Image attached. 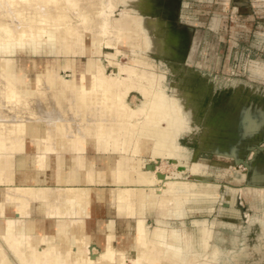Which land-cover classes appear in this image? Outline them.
I'll use <instances>...</instances> for the list:
<instances>
[{"label":"bare ground","instance_id":"bare-ground-1","mask_svg":"<svg viewBox=\"0 0 264 264\" xmlns=\"http://www.w3.org/2000/svg\"><path fill=\"white\" fill-rule=\"evenodd\" d=\"M56 1L59 0H0V185L6 186L0 187V217L4 218L0 233V264H124L127 258L133 264H214L219 253L215 246L209 259L204 256L201 260L193 255L195 250L204 247L201 236L210 237L214 224L221 223V220L214 218L209 226H206L205 219L193 221L196 228L198 226L190 239L193 241V246H190L193 255L186 257L180 244L169 242L171 236L180 238L181 233L174 229L166 232L163 217L158 219L156 226L151 227L146 222L145 213L159 209L168 216L183 219L193 207L200 211L210 208L213 196L220 195L222 184L209 182L206 176L219 169L222 171V167L230 168L233 158L226 155L235 148L236 128L241 125L240 117L243 114L238 110L241 108L238 107L237 113L225 111L215 114L205 122L200 137L201 148L213 151L214 156L211 159L199 157L191 165L194 176L203 181L199 186L193 182L179 181L170 175L166 180L159 179L156 168L152 170L144 166L142 156L146 153L154 158L187 156L186 148L180 144L179 138L182 132L187 131L191 137L197 129L195 120L200 91L175 86L168 90L162 85V72L128 66L114 58V53L120 55L121 50L116 46L119 41L132 47L136 62L140 65L148 52L154 53L163 62L166 58L183 54L179 48L181 37L172 28L160 27L162 21L157 17L155 0H100L102 8L98 9L94 0L86 2L80 13L84 22L82 26H70L64 10L57 12L47 6L27 11L18 7L20 2L50 5ZM67 1L76 6L82 3V0H65L63 4ZM120 2L123 11L112 17L115 6ZM95 16L101 17V20ZM99 24L101 28L95 33L94 26ZM111 27L117 28L118 40L115 42L103 37ZM90 30L91 52L99 53V45L103 43L116 48L109 60L114 66V73L105 71L98 56L89 55L78 79L75 77L79 66L75 55L86 51L85 31ZM27 45L29 50L26 49ZM19 53L29 55L26 69L21 64L23 60L18 63ZM32 54L39 55V58L35 60ZM44 54L45 61L40 58ZM59 54L65 56L63 60L60 59V64ZM62 67L71 68L73 77L65 78L59 70ZM31 70L35 71L34 86L28 78ZM87 72L90 73L89 83ZM143 79L150 82L148 86L144 85ZM133 90L140 91L143 96L137 106H131L126 99L127 93ZM6 99L16 104L24 100V111L30 105L27 116L43 119L47 134H41L44 127L37 123L28 125V117L25 119L23 115L26 112L17 109L19 104L16 108V104L12 103L16 112L11 109L15 113H7ZM35 101L38 104L34 105ZM31 102H34L33 107ZM88 103L101 107L88 108ZM3 104L6 105V111ZM21 104L20 109L24 105ZM74 105L82 106V114L88 115L90 119L83 128L77 127L79 129L70 134V129L66 128L62 120L65 114L70 117L79 112ZM137 112L144 114V118L138 119L136 126L131 128L127 120H132ZM109 131L112 134H108ZM115 134L123 138L124 150L129 154H121L120 146L115 150L119 154L116 159L110 155H102V158L98 156L95 158L97 166L84 170L88 138L92 139L98 150H105L112 144L109 137H115ZM219 134V140L215 141V135L217 137ZM104 137L109 139L104 140ZM65 150L73 153L70 166L64 165ZM30 151L35 152L34 160L41 168L49 153H57V166L41 171L27 166ZM14 153L25 154L18 158L23 167L21 171H13ZM235 176L237 181L242 180L245 173L238 172ZM40 178L56 181L59 185L31 183ZM83 181L114 182L115 186L109 194L111 201L119 214L126 212L137 215L134 228L128 231L124 223L118 228V224L109 219L102 239L103 229L97 226L93 216L94 211L98 213L107 207L109 200L104 191L92 190L90 185L81 186ZM73 182L78 185L65 186ZM223 188L220 197L224 204L233 203L240 197L252 196L251 206L254 207V212L245 214L247 221L241 227L242 235L232 236L234 249L248 252L249 245L245 239L253 223L260 225L253 246L260 247L264 243V207H257L256 203L264 196V187L247 185L234 188L224 185ZM62 199L69 206L62 205L59 202ZM34 200L48 203L45 216L48 220L40 222L31 216L30 204ZM8 201L13 202V216L5 214ZM223 208L232 216L240 214V210L231 205ZM228 221V225L235 226V221ZM92 245L98 247L95 254L92 253Z\"/></svg>","mask_w":264,"mask_h":264},{"label":"rangeland","instance_id":"rangeland-1","mask_svg":"<svg viewBox=\"0 0 264 264\" xmlns=\"http://www.w3.org/2000/svg\"><path fill=\"white\" fill-rule=\"evenodd\" d=\"M89 1H93V0H82V3L78 6L73 5L70 1H67L66 4H63L65 0L56 1L54 3H51L50 5H46V4L38 5L35 3L31 4L27 2H20V4H18V7H21L27 11L34 9L35 7L44 9L47 6L55 9V11L57 12L64 10L68 15L67 17L68 19H66V21L69 22L70 26L71 25L82 26L84 22L80 16V13L83 10L82 8L86 4V2L89 3ZM94 2L97 5L96 9L101 7L102 3L100 2V0H94ZM155 2L156 4H154L155 5L154 8L157 11L156 13L157 17L162 21L161 22L162 25L160 27L174 29V31H176L179 34V37H189V41L183 42L184 45H182L179 48L193 50L194 54L192 58H190L189 62L191 63L194 62L195 64H197V66L201 65L202 67L203 73H199V74L195 73L194 76L191 78V81L205 83L206 92H207V96H205V103H208L209 101L214 103L215 101L217 102L220 100V98L223 97H225V99L229 101V99L233 97L235 92L238 90L239 86L242 87L241 89L243 93L246 92L247 90L250 92L251 88H253L254 91L256 90L258 91V89H263L264 91V76L257 77L256 75V74L264 73V60L258 59L260 57L264 58V0H155ZM122 11H123V7L120 2L115 6L111 16L114 17L115 14H120ZM97 18L99 21L101 20V17H97ZM100 28H101L100 24L95 25L94 26V31H96L95 33H97L100 30ZM103 37L106 39H110L114 42L117 41L118 40L117 28L111 27L109 31L103 35ZM91 38H92V31L91 30L85 31L86 51L75 55L77 59V65H79L77 68L78 70H76L75 73V77L78 79L80 78L81 71L84 69L87 57L89 55H93V57L96 58L98 56L100 62L104 65L105 71L109 74L114 73V66L112 65V62H110L109 60L110 57L112 56V52H116V48L107 47L106 44L103 43L99 45L100 52L93 53L91 52L92 49L90 47ZM137 43L139 44V42ZM28 46L29 45L26 46L27 50L30 49ZM116 46H118V48L121 51L119 52L120 55H117L118 53H114L115 54L114 58L119 59L118 61H120L121 63H125L128 66L140 67V70L146 69V71L156 70L157 72H162L164 74V77L162 78V85L166 87L168 90L172 89L169 83L181 82L182 78L186 77V72L185 70L183 71L182 69L184 65V61L183 62L176 61L177 62L176 64L173 63L177 58H183L184 56L183 51L181 52L183 53L181 54V56L173 58L175 60L166 58L163 60V62L160 60V58L157 55L155 56L154 53L148 52L145 53L143 57V62L140 65L136 62V55L129 44L121 43L118 41ZM137 48L138 47L136 46V49ZM28 57L29 55L25 53L17 54L18 63L20 64L21 60H23V62L21 63L23 65V69L24 67L26 69L28 63L26 58ZM31 57L35 58L36 60L37 58H39V55L32 54ZM57 57H59L58 64H60L61 62L60 59L63 60L65 56L63 54H59ZM40 58L43 61H45L46 55L44 54ZM113 60L115 59H112V61ZM62 62L63 64L65 63V61ZM141 67H145V68H141ZM38 69H41V67H38ZM59 70L65 76V78L68 79L73 77L71 76L72 74L71 68L62 67L59 68ZM86 74L88 77L87 83H89L90 73L87 72ZM123 75H125V71H123ZM34 77H35V71L31 70L30 72H28V78L32 80L31 82L32 86H34L35 84ZM143 82L144 85L146 86H148L150 83L147 81V79H143ZM142 98L143 96L140 91H134V90L129 91V93H127L126 95V99H128L129 104L131 106H137L142 101ZM19 102L16 104V102L14 101L11 102L9 100V102L8 101L6 102L8 109L6 108V105L4 106V104L3 107L5 108L3 109L5 111L7 109L6 111L7 113H11V114L12 112L15 113L16 110L12 108V106L15 103L16 105L14 106H16V108L17 105L19 104L17 108L19 109V111L20 110L24 111L25 101L23 100ZM35 102H36L35 104L34 102L33 103L31 102V105L38 104L37 101ZM21 103H23L24 105ZM20 104L23 105L22 109L19 108ZM88 104H90V107L88 105V108L101 107L98 104L96 105H92L91 103ZM8 105H10L11 107H9ZM74 106L76 107V110H78L79 112H77L76 114H72L70 117H66L67 115L65 114L64 115L65 119L62 120L66 128H68V130L70 129L69 131L70 134H74L75 130L77 131L79 129V128L76 129L77 127L83 128L84 124L87 123L86 121L90 119L88 115L82 114V109H83L82 106H76V105ZM56 107H58V105ZM29 108L30 105L26 106L27 110L22 112V113L26 112V114H23L24 118L27 116V114H29L28 113ZM11 109L15 110V112L12 111ZM27 117L31 119L29 120L28 118L27 119L25 118L27 120L28 125L32 123H37L44 127V130L41 132V134H47L46 133L47 128L45 129L44 126L45 122L43 119L37 120L35 117L34 119L31 116H27ZM143 118H144V114L138 113L131 118L132 120H127V125L133 128L136 126L137 121H139L138 119H143ZM64 133H66L65 130ZM69 133H67L68 136L70 135ZM107 133L112 134L111 131ZM108 137H104V140L105 138L106 140L110 138V142L112 144H110V146L105 150L104 149H99V150L117 152L115 150H118V147L121 146L122 147L121 154H125V156L129 154L128 151L124 150V144H123L124 140L122 137L118 135H116L115 137H109V138ZM88 139L92 141V139L90 138ZM180 144L186 148L187 156H179V157L177 156L174 158L173 156H169V155L161 156L163 159L159 157L162 161L161 163L156 164L157 166L155 169L156 173L158 171L165 172L167 175L177 177L179 181L187 182V183L193 182L194 184L199 186L203 181L199 180L200 177L194 176V172H192L193 169L191 170V165H193L195 160H197V157L195 156V154H192L190 152L187 146H185L181 142ZM193 146L195 147V143L192 144V147ZM65 151L66 154L69 153V150H65ZM14 154L12 156L13 171L14 172L21 171L23 167L18 162V158L24 156L25 154L24 153H14ZM213 156L214 154L209 152H203L200 155V157H204L208 159L213 158ZM226 156L229 157L230 155L227 154ZM99 157L102 158V155H99ZM149 159H153V160L155 159L154 161H157L158 157L154 158L149 153L144 154V156H142V161L143 162L145 161L144 166L146 168ZM167 160H172L173 163L171 165H168ZM179 165H185L186 170L189 171L184 173V170L183 171L178 170L177 167ZM234 166L235 165L232 159L230 162V168L222 167V171L219 169L216 172L210 173L209 176H206L209 179V182H221L222 185L220 186V195L221 194L223 195L224 185H229L236 188L245 184L244 180L237 181L236 179L237 177L235 176V174L238 172L240 173V171L237 170ZM51 172L54 173L53 170H51ZM190 174L193 176V178H191ZM0 187L5 188L6 186L0 185ZM220 195L213 196L214 198L209 204L210 208H207L204 211H200L196 209V207L195 208L193 207L183 219L180 217L168 216L167 214H164L165 217H167L166 219L165 217L162 218L163 220H165L163 225L167 227L166 232H168V229H174V230H178L181 233L180 238L179 237L175 238L171 236L170 241L169 240L168 241L172 243L177 242L178 244H180L181 249L185 254V256L190 257L193 255L192 254L193 249L190 250V246H193V241L192 240L190 241V239H192L191 236H193V233H195L196 230L198 229V226L196 228L193 221L195 219H205L206 226H209L211 225V222L213 221L214 218H218L219 220H221L220 221L221 223L214 224L215 227L213 228V232L211 233L210 237L202 238L201 236V240L203 242L204 247L198 249V251L195 250L193 256H196L201 260H203L205 257L209 259L213 254L212 253L213 246H215L216 248L219 249V253L216 254V262H215L216 264H219V262H221V264H229L226 262L228 261L230 262L231 259L235 260L233 264H264V243L263 245H260V247L253 246L256 242L257 234L260 231V225L259 228H257V226L255 225L256 223L250 225V228L247 232V236L245 239L246 243L249 245V249H247L248 252L246 251L247 253H245L244 251L241 250L240 251L235 250L232 242V236L237 235L240 237L242 235L241 227L244 225L243 222L247 220V215H245L244 217L243 215L244 211H242V213L240 211L239 216L236 217L237 220H235V226L228 225L226 222L228 221V218L224 219L222 217V215L226 213L223 207H230L231 205L235 208L234 206L235 201L233 203L224 204L223 203L224 201H222ZM240 198H241L240 200L245 199L244 202H241L242 205L244 206L248 205L249 207V211H246L245 214L254 212V207L251 206L252 196H248L246 198L244 197L243 198L240 197ZM9 203L13 204V202H9ZM256 204L257 207L263 208L264 196L261 199H259ZM214 211L216 213H214ZM148 213L150 212L145 213L146 217ZM186 217H191L192 226L189 228L185 224ZM3 219L4 218L0 219V233L2 230L1 227L4 224ZM170 219L173 220V223L169 221ZM176 220H179L182 226L176 225L175 223ZM146 222L148 223V225H150L148 218H146ZM114 223L116 225L118 224L116 223L115 220ZM122 225L124 224L121 223L120 226ZM231 229L233 231H231ZM221 242L224 243L223 247L220 245ZM228 242L232 243L233 246L232 248L224 247L225 245L229 246ZM2 245L6 247V244L4 242H2ZM91 248L93 254L98 252L97 246L94 247L92 245ZM238 252H242L241 253L242 255L239 254ZM233 253L236 254V256L235 255L232 256ZM237 255L240 256V258ZM124 264H133V262L131 259L127 258Z\"/></svg>","mask_w":264,"mask_h":264},{"label":"crops","instance_id":"crops-1","mask_svg":"<svg viewBox=\"0 0 264 264\" xmlns=\"http://www.w3.org/2000/svg\"><path fill=\"white\" fill-rule=\"evenodd\" d=\"M193 54H194L193 50H186L184 53V56L182 58V62L184 61V65H183L182 69H183V71L185 70L186 77H183L181 82L169 83L171 88L173 86H176V87H180L182 89L193 90V91L199 89V91H200V94L197 98V102H198L197 114H196L197 119L195 120V123L197 124V129H196L194 135H192L191 137H190L188 131L182 133V135L179 138L180 142L182 144H184L185 146H187L192 154H197V158H199L201 153H203V152H209V153L214 154L213 151H209V150H205L204 148H201V138L200 137H201V132L203 131L205 122L207 121V119L211 118L215 114H221V113H224L225 111L229 112L230 114L235 113L237 111L238 107L241 108L238 110H240V112L243 113L240 117L241 118L240 122H241V126H242L240 128L241 131H244V130L246 131L247 130L246 128L248 127L247 125L250 124L251 127L254 126V127L258 128V129H256L257 132L261 133L260 135L263 137L264 136V127H263L264 126V91H263V89H258V91L257 90L254 91V89L251 88L250 92L247 90L246 92L243 93L242 89H241L242 87L239 86L238 90L235 92L233 97H231L229 99V101H227V99H225V97H223V98H220V100L217 102L215 101L214 103H212L211 101H209L208 103H205V96H207L205 83L191 81V78L194 76L195 73L196 74L203 73L201 65L197 66V64H195L194 62H192V63L189 62L190 58H192ZM258 59L264 60L263 57H260ZM256 75H257V77L258 76L261 77V76H264V73L263 74L262 73L256 74ZM248 106H249V108H248ZM199 122H200V124H198ZM237 130L238 129L236 128V131ZM237 133H238V131H237ZM237 133L235 134L236 138L238 137ZM218 137H220V134L217 137L215 135L214 140L218 141L219 140ZM193 143H195V147L194 146L192 147ZM28 154H29L28 155L29 157H28V161H27V166L32 167L35 170L37 169V171H41L43 169L50 170V169H54L57 166L59 156L55 152L48 154V159L44 163L43 168L39 167L37 162L34 160V154H35L34 151H30V152H28ZM99 155H105V156L111 155L112 157H114L116 159V157H118L119 154L117 152H113V151L110 152V151L98 150L97 147L94 146L93 141L88 139L87 148H86V152H85V166L83 169L86 170V168L92 167V166L96 167L97 164L95 162V160H96L95 158H97ZM64 156L66 157V161H65L64 165L70 166L73 163V159H72L73 153L69 151V153L66 154V152H65ZM104 158H106V157H104ZM38 173H40V172H38ZM41 178L39 180L33 181L31 183L33 185H42V186L59 185L58 182H56V181H52V180L51 181H45V180H41ZM67 185L77 186L78 183L73 182L70 184H66L65 186H67ZM80 185L81 186L90 185V186H92V190L98 189V190L104 191L106 198L109 200V201H107L108 203H106L107 207L103 208L98 213H96L97 210L94 211L95 213L93 216L94 221H96L97 226L99 228L103 229L102 239H103L104 234L107 230L106 222L109 219H114L116 221V223H118V228L120 227L121 223H124L127 226L126 228H128V231H130L131 228L132 229L134 228L135 217H137V215L136 214H134V215L127 214L126 212H125V214H119L115 205L113 204V201H111V197L109 194H110V191L112 190L111 188L115 186L114 183L109 182V181H96V182H91V183H89L88 181H83L80 183ZM59 202L64 206H69L68 202L66 203V201L64 199L59 200ZM234 206H235V208L238 209L237 199L234 202ZM47 210H48V203L47 202L40 201V200H34L30 204L31 216L33 218L35 217L40 222L48 220L47 218H45ZM214 213H216V212L214 211ZM5 214L8 216L14 215V206L12 203L6 202ZM162 217H165V215L162 211L160 212L159 209H154L150 213L147 214V218L149 219V224L151 226L157 225L158 219H160ZM222 217L224 219L228 218L229 221L237 220V218L235 216H232L231 214H228V213L223 214ZM1 218L2 217H0V219ZM54 221H56V220L54 219ZM169 221L171 223H173L172 219H170ZM246 221H244L243 224H245ZM175 223L178 226H182L181 223L179 222V220H176ZM185 224L188 228L192 226L191 217L185 218ZM255 225L257 226V228H259V224L256 223ZM231 231H233V230L231 229ZM96 243L98 244V241ZM223 244H224L223 242L220 243V245L222 247H223ZM228 244H229V246L225 245L224 247L225 248H232L233 247L231 242H228ZM234 262H235V260L231 259L230 262H226V263L233 264ZM219 264H221V262H219Z\"/></svg>","mask_w":264,"mask_h":264},{"label":"water","instance_id":"water-1","mask_svg":"<svg viewBox=\"0 0 264 264\" xmlns=\"http://www.w3.org/2000/svg\"><path fill=\"white\" fill-rule=\"evenodd\" d=\"M247 130L241 131V125L237 127V138L235 137L234 144L235 148L228 154L233 158L234 167L240 172L245 173V177L242 179L245 181V184L241 186L253 185L257 187H264V136L262 137L257 132L256 127H251L250 124L247 125ZM161 163V159L158 158L157 161L149 159L147 163V169L154 170L156 164ZM172 160H167V164L171 165ZM178 170L186 173L189 170H186L185 165H179ZM157 177L162 180H166L168 175L165 172L158 171L156 173ZM191 178L193 176L190 174ZM190 178V177H189ZM245 199L240 200L238 198L237 204L238 209L244 211L243 215L245 217V212L249 211V207L242 205L241 202H244ZM91 249V248H90Z\"/></svg>","mask_w":264,"mask_h":264},{"label":"flooded vegetation","instance_id":"flooded-vegetation-1","mask_svg":"<svg viewBox=\"0 0 264 264\" xmlns=\"http://www.w3.org/2000/svg\"><path fill=\"white\" fill-rule=\"evenodd\" d=\"M187 41H189V37H181V42H182L181 46L184 45L183 42H187ZM186 50H187V49H184V48H183V49H180V51H181V52L183 51V53H185ZM167 59H168V58H167ZM170 59L175 60V59H173V58H170ZM172 60H171V61H172ZM176 61H177V62H178V61H182V58H177V59L175 60V62H173V63L176 64V63H177Z\"/></svg>","mask_w":264,"mask_h":264}]
</instances>
